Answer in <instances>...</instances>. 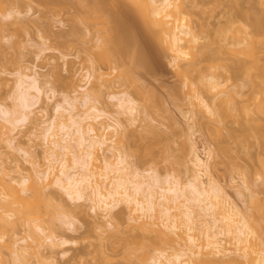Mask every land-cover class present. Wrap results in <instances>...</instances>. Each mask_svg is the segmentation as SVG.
<instances>
[{
    "label": "rangeland",
    "instance_id": "1",
    "mask_svg": "<svg viewBox=\"0 0 264 264\" xmlns=\"http://www.w3.org/2000/svg\"><path fill=\"white\" fill-rule=\"evenodd\" d=\"M25 1L30 2L24 0V3ZM181 1L185 18L197 32L207 37L202 38L200 43L215 49L220 48L221 42H224L221 39L229 34L226 31L224 37L219 31L228 26L230 18L235 17L236 25L240 23V26L243 25L241 27H245L251 22L250 11L264 12V0ZM13 2L0 0V20L5 23L0 27V130L8 132V128H12L6 120L5 111L16 108L20 110L24 93L28 92L26 90H29V102L33 105L27 108V111L32 112L30 119L17 123L20 130L16 135L17 147L11 148L12 146L7 144L5 141L7 136L0 137V155L5 166L13 169L18 165L24 174H28L32 167L30 160L47 163L46 129L52 125L55 116L57 118L62 112L68 115L79 110V113L85 117V110L87 111L89 106L87 99L76 101L71 97L76 95V89L81 91V86L85 85L87 79L83 75L87 72L94 74V69L98 68L100 69L98 73H104L103 76L107 80L98 81L95 77L91 79L95 86L101 81L105 82L101 85L103 87H100L101 98L97 102L103 112L97 120L116 125V120L119 119L120 125L116 126L119 134L117 139L123 135L119 147L130 153L127 160L131 169L138 171L143 175V179L149 180L150 183H154L152 175L165 181L170 175L177 174L184 182L183 187L187 195L194 198L188 182L194 173L196 156L204 159L208 163L211 177L254 224L256 248L264 250V135L262 134L264 113H259L255 107L260 97L257 85L259 70L252 66L253 58H245L239 53L237 58L246 60L249 70H239L233 81L229 79L227 82L226 75L231 73L223 66L230 61L227 57L231 55L226 48H221L224 54L219 53L222 59L218 56L221 60H215L217 66L216 69L212 68V71L219 75V80L228 83L230 90L236 93V99L231 105L228 103V116H212L207 109L195 106L194 103L198 100L191 96L193 93L197 94V91L194 92L191 88L201 89L205 95L206 92L208 93V87L204 83L199 84L201 78H198V75L204 70L201 73L194 70L185 84V78L179 75L178 71L187 66L188 60L175 61L173 53L167 50L166 44L153 38L149 21L131 0H102L103 7L100 12L93 9L87 11L88 6L81 0H36L35 3L31 0L29 4H33V7L31 6L28 13L15 14L18 18L15 16L3 19L2 15L6 10L9 8L12 10L13 6L15 8V5L10 4ZM17 3L16 7L20 3L21 7L23 2L21 0ZM24 3L22 10L27 8H24L26 5ZM113 26L116 27L117 32L126 33L131 37L127 41L131 45L126 43L128 46L136 47L138 52L141 51L138 56L141 65H138L133 73L136 80L134 85L121 75V71L123 73L126 67L131 66L128 65V58L125 68L124 64L123 66L118 64L116 61L118 59L111 53L105 58L108 51L104 44L107 30ZM229 36L233 37L227 35L228 38ZM232 37L229 39L233 40ZM242 37L245 35L243 34ZM255 38H257V53L254 56H257L259 58L257 60L263 65L264 45L260 41L264 39V35H254ZM244 44L241 43L237 49L243 48ZM207 63H203L202 66L207 68ZM209 72H206L207 78ZM25 73L28 74L27 77ZM35 73L38 74V78L40 76L38 82L40 84L37 83L39 86L43 81L41 87L34 84L32 75ZM204 74L202 81H205ZM20 78L26 79V82L18 87L17 82ZM46 80L50 82L45 83ZM191 81L196 84L192 85ZM33 86L38 87L40 91ZM87 86L89 83L85 85ZM138 86L143 88L141 91H144V95L141 91V94L138 93L140 90ZM149 90L151 93L148 92ZM134 92L139 94H136L138 97L135 98L140 107L148 106H146L147 120H139L135 124L131 123L128 114L120 113L122 111L120 99L127 95L135 96ZM151 95L156 96L155 100ZM222 95L213 102L219 103ZM197 115L200 116V121V118L196 120ZM147 122H150L157 132H152L146 126ZM37 124L39 126L36 127ZM127 127L130 130L126 129ZM105 154L109 160L112 157L111 160L115 165L122 166L118 155L113 156L109 151ZM77 168L82 169L79 164L72 171H77ZM3 177L8 179L6 177L9 176L3 175ZM202 177L207 181V175ZM47 193L55 195L54 203L51 204L54 209L49 207L50 211H46L44 206L39 204L44 210L42 219L47 226L55 230L58 238L69 241L67 244L44 249V257H49L48 261L51 260L52 264H155V257L161 250L164 255L160 261H166L167 258L171 259L174 256L176 247L177 249L183 247L178 244L172 247L171 244L164 242L163 237L157 236V233L133 227L130 208L126 202L114 208L116 214L110 223L106 224H110L106 229L102 226L107 219H103L101 212L94 209L95 203L89 195L86 194L84 198L74 201L69 199L58 185H53ZM29 195L30 201L34 203L37 199L36 192L30 189ZM191 203L198 211H201V206L204 205L196 199H192ZM68 212L75 213L74 225L71 228L62 221ZM206 220L212 223L210 216H206ZM117 226L122 233L116 232ZM6 228L0 234V264H4L5 261L7 264H15L13 251L16 250V246L13 244L18 238H28L29 241L27 240L25 245L30 249V252L27 249L30 255L27 256L31 260L29 264H35L32 261L38 258L31 254L35 242L29 239L28 224L18 222L16 227L13 225V228L12 226ZM135 238L141 239V242L143 240L142 244L144 243L147 248L138 245ZM133 240L135 242L133 245L136 244L138 249L135 253H130L131 248L133 249ZM139 246L145 250L140 249ZM239 260L243 259H237L232 264H241ZM36 262L38 264V260Z\"/></svg>",
    "mask_w": 264,
    "mask_h": 264
},
{
    "label": "bare ground",
    "instance_id": "2",
    "mask_svg": "<svg viewBox=\"0 0 264 264\" xmlns=\"http://www.w3.org/2000/svg\"><path fill=\"white\" fill-rule=\"evenodd\" d=\"M16 1L18 3L21 2V0ZM16 1L13 2L12 0L13 3L10 4L15 5V8L12 5L14 9L11 8L12 10H9V8L6 10V13L4 12L2 15L3 19L15 17L17 14L21 15L24 12L28 13L29 10H31V6L33 7V4H29L31 0L30 2L25 1L26 3L22 0V2L27 5H24V8H27L22 10L21 7L23 8V3L21 7V3L17 5V7L19 6L17 8ZM32 1L35 3L36 0ZM81 1H84L88 6L87 11L93 9L100 12L103 7L102 0ZM131 1L138 11L149 21L152 27L153 38L166 44L167 50L173 53L172 56L174 55L173 59L175 61L188 60L186 63L187 66L178 71V74L185 78V84L194 70L200 73L203 70L210 71L208 78L206 74L207 71H203L202 74L198 75V78H201V80L199 79V82H201L199 84L204 83L209 89H207L208 93L206 92V95L201 89L200 91L198 88H191L194 92L197 91V94H191V96L198 100V102L194 103L195 106L207 109L212 116H228L229 104L231 105V102L233 103L235 101L236 93L234 90H230L227 82L229 79L233 81L232 79L239 70H249L246 60L237 58V55L240 53L245 58H253L252 66L259 70L257 74V78L259 79L257 80V85L259 86L258 93L260 97L257 99L255 107L259 113H264V64L261 65L260 60H257L259 58L254 56L257 53V38H255V40L254 35H264V12L250 11L252 15L251 22L245 27H241L243 25L240 26V23L236 25L237 20L235 17L230 18L228 26L220 30L219 34L225 37L227 31L230 35H233V37L229 36V38L232 37L233 40L227 37V35H229L227 33L224 38L225 40L221 36V40L224 42H221L220 48L215 49L208 47L207 44L200 43L202 38L207 37L197 32L190 21L185 18L186 15L184 14L185 11L183 10L184 7L181 0ZM4 24L3 20H0V27ZM248 28H250V30H248ZM108 30L106 35L107 38L104 42L108 50L106 55L111 53L113 57L118 59L116 61H118L119 65L123 66L124 64V68L126 65L125 63L129 60L128 65L131 66L129 68L126 67L123 73L121 71V75L126 81L134 85L136 80L133 73L135 71L134 69L137 68L138 65H141L138 61V56L141 51L138 52V49H135L136 47L133 48L128 46L130 43L128 44L127 41L131 38L128 34L121 33L120 31V33L117 32L114 26ZM43 31L45 32V30ZM242 33L245 37H242ZM241 43H245V46L241 49H237ZM260 43L264 45V39H261ZM222 47L226 48V51L231 55L227 57L230 63L228 62L224 66L222 64V66L231 73L226 75L227 78L225 80H227V82H224L225 80H219V75H217L215 71L214 73L212 71V68L214 69V67L217 66L214 62L218 61L220 58L222 59L219 54L224 52L221 50ZM104 56L105 54L103 57ZM108 57V55L107 57L105 56V58ZM189 57H191L190 60ZM127 58L128 60H126ZM205 62H208L206 64L208 65V69L205 68L206 66H202ZM211 62L214 65L210 64ZM143 65H145V63ZM219 66L220 65H218V67ZM99 70L95 68L94 74L91 72L84 74L83 76L87 79L85 85L89 83V86H81V91L76 89V95L71 97V99L76 101L87 99L89 106L87 111L85 110V114L83 113L85 117L79 113V110L70 112L68 115L63 112L57 113L58 115L57 118L55 116L54 122L51 120L52 128H50L51 126L48 129L45 128L47 131L46 164L32 159L30 160L32 165L30 172L24 174L18 165L14 166L13 169L5 166L3 164L4 160L0 155V173H2L0 175L2 176L0 177V234L7 229L6 227L12 226L13 228V225L16 227L18 222L20 224H28L30 233L29 239L35 242V245H32L31 254L34 255L36 259L38 258V264H52L51 260L48 261L49 257H44V249L67 244L69 241L58 238L55 230L51 226L49 227L46 225L44 219H42L44 210L41 207L44 206L46 211H50V208H53L51 204L52 202L54 203L53 198H55V195L53 194L52 196V193L47 192L53 185H58L64 190L65 194L74 201L84 198L86 194L89 195L95 203L94 209L101 212L100 215L103 219H107L102 227L110 225L106 224L110 223L114 214H116L114 208L120 203L126 202L130 208V220L133 223V227L142 229V231L143 229H147L152 233H157V236L159 235L165 239V241L163 238H161V240L171 244L172 247L173 245L176 246V244L183 246L182 248L178 247V249L176 247V252L173 254V258L171 257V259L174 260L167 258V262L160 261L161 257L164 255L161 250L160 254L155 257V264H232L240 258L243 259L239 260L241 264H264V250L256 248V228L254 224L240 211V209H238L230 200L225 190L211 177L208 163L204 159L196 156L194 173L191 175L188 182L194 193V198L187 195L183 187L184 182H182L177 174L170 175L165 181H161L158 176L152 175L154 183H150L149 180L143 179V175L139 174L138 171L131 169L130 162L127 160L130 153L126 150H121L119 147L123 135L122 137L119 136V139H117L118 130L116 126L120 125L119 119L116 120V125L112 123L106 124L103 121L97 120L100 115H102L101 112H103L97 104L101 98L100 87L105 83L103 81L107 80L103 76L104 73H98ZM203 74L205 75V81H202V79H204ZM25 76L27 77L28 74L25 73ZM32 76H34V78L32 77L34 84H40L38 83L40 81V76L38 78V74L36 73ZM94 77L98 81H103L95 86L91 81ZM25 82L26 79L20 78L17 82L18 87ZM49 82V80L45 81V83ZM42 83L41 85H43ZM191 83L192 85L196 84V82L193 83V81H191ZM41 85L38 86L41 87ZM33 87L37 88V91H40L38 87ZM138 89H140L138 93L141 94L140 91L143 88L138 86ZM145 89L148 90V88ZM26 91L22 100L23 105L21 104L20 110L16 108L5 111V114H7L6 120L12 128H8V132H2L3 130H0V137L1 135L7 136L5 141L8 145L12 146L11 148L18 146L16 135L20 130H18L19 125L17 123L31 117L30 114L32 112L30 113V110L27 111V108L33 104L31 103V105L29 102V90ZM135 92V96L127 95V97L120 99V108L122 111H119L120 113L128 114L129 120L134 124L139 120L146 121L148 118V109H146L148 106L145 105L144 108L140 107L136 99L138 97L136 94L138 93L135 94ZM141 92L143 93L144 91ZM148 92H150V90ZM221 95L223 97L220 99L219 103H214L213 101L218 99V96ZM152 96L153 95H151V97ZM152 98L154 99L156 96ZM75 108H77V106H75ZM197 116L198 118H196V120L200 118L199 115ZM200 120L201 118L199 121ZM38 124L40 125V123ZM38 124L36 127L39 126ZM146 126L150 128L152 132L156 131L155 127L150 122H147ZM128 128L129 127L126 129ZM262 134L264 135V132ZM128 135L130 136V134ZM101 151L103 152L102 154ZM106 151L107 153L108 151L111 152L113 156L118 155V160H120V162H118L122 166L115 165L111 160L112 157L109 160V157L105 154ZM79 164L82 169L80 170L77 168L78 170L73 172L72 170H75ZM13 173H15L16 176H13ZM3 175L9 176L10 178L6 177L8 179H5ZM203 175H207V181L203 180ZM30 189L33 190L34 193L36 192L37 199H34V203L29 199ZM47 189L48 191L46 192ZM192 199H196V201L204 204L201 206V211L194 209V205L191 203ZM36 206L40 207L35 208ZM47 207L50 208L47 209ZM98 212L97 214H99ZM202 212H204V214H202ZM70 213L71 212H68L62 221L71 228V226L74 225L73 215L75 213ZM206 216L211 217L212 223H208ZM107 228L108 227H106V229ZM116 230V232L122 233L120 227L118 228L117 226ZM27 240L28 238H18L14 240L13 245L16 246V250L13 251L15 255L13 263L29 264L31 262L28 257L30 255L27 253L28 251L30 252V249L26 248L28 245H25ZM135 241H137L136 243H138V245L147 248L144 243L142 244L143 240L141 242V239L137 240L135 238ZM133 242L134 240L132 241V245ZM134 245L131 251H127L135 253L138 246L136 244ZM143 247L139 246L140 249ZM144 248L143 250H145ZM100 251H102V249H100ZM103 257L105 256L103 255ZM31 259L33 258L31 257ZM103 260L105 259L103 258ZM36 261L32 262L36 264ZM4 264H7V262L5 261Z\"/></svg>",
    "mask_w": 264,
    "mask_h": 264
},
{
    "label": "snow or ice",
    "instance_id": "3",
    "mask_svg": "<svg viewBox=\"0 0 264 264\" xmlns=\"http://www.w3.org/2000/svg\"><path fill=\"white\" fill-rule=\"evenodd\" d=\"M69 199H71V197H69Z\"/></svg>",
    "mask_w": 264,
    "mask_h": 264
}]
</instances>
